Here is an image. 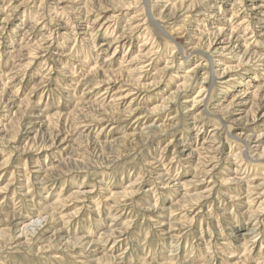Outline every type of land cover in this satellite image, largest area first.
Here are the masks:
<instances>
[{
	"label": "rangeland",
	"instance_id": "obj_1",
	"mask_svg": "<svg viewBox=\"0 0 264 264\" xmlns=\"http://www.w3.org/2000/svg\"><path fill=\"white\" fill-rule=\"evenodd\" d=\"M259 5L0 0V264H264Z\"/></svg>",
	"mask_w": 264,
	"mask_h": 264
},
{
	"label": "bare ground",
	"instance_id": "obj_2",
	"mask_svg": "<svg viewBox=\"0 0 264 264\" xmlns=\"http://www.w3.org/2000/svg\"><path fill=\"white\" fill-rule=\"evenodd\" d=\"M193 1V0H192ZM194 8V7H193ZM192 8V9H193ZM190 9V8H189ZM253 11L255 12L254 15L256 16H263L264 15V5H259L258 7L254 8ZM244 22V21H243ZM235 30V29H234ZM224 31V30H223ZM231 32V31H230ZM220 33V30H219ZM223 33V32H221ZM214 34V33H212ZM210 52V51H209ZM37 224H39V220H28L26 222H24L23 224V231L25 232L26 230H29L31 227H35L37 226ZM28 232V231H27Z\"/></svg>",
	"mask_w": 264,
	"mask_h": 264
}]
</instances>
